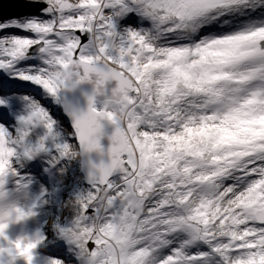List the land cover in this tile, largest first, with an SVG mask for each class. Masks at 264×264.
<instances>
[{
  "label": "snow or ice",
  "instance_id": "obj_1",
  "mask_svg": "<svg viewBox=\"0 0 264 264\" xmlns=\"http://www.w3.org/2000/svg\"><path fill=\"white\" fill-rule=\"evenodd\" d=\"M29 2L45 7L0 22V89L36 86L71 132L35 95L22 113L15 94L0 96V195L35 193L17 222L50 195L42 180L61 184L79 160L90 187H73L74 218L52 225L76 264H264V0ZM129 13L140 25L119 27ZM48 44L54 71L36 55ZM73 77L115 81L104 94L127 118L99 114L115 129L106 150L97 110L82 114L60 95ZM94 152L107 163H93ZM0 236V264H35L47 242L43 230L26 243Z\"/></svg>",
  "mask_w": 264,
  "mask_h": 264
},
{
  "label": "rangeland",
  "instance_id": "obj_2",
  "mask_svg": "<svg viewBox=\"0 0 264 264\" xmlns=\"http://www.w3.org/2000/svg\"><path fill=\"white\" fill-rule=\"evenodd\" d=\"M44 7L45 5L42 4ZM43 7V8H44ZM40 11L29 14L39 15ZM22 16L20 18H24ZM18 18V17H17ZM4 21V20H2ZM0 21V22H2ZM119 27H127L128 25L139 26V18L134 17L132 13H129L122 19L117 21ZM143 26H147V22H144ZM15 34L19 35H29L23 33L20 30H12ZM5 33H0V37L4 36ZM0 80H8V77L5 73L0 72ZM15 94L14 99L12 100V108L17 112H23L27 107L26 97L30 94L35 95L38 99L41 100V103L48 107L55 118L59 119L62 122V126L67 129L69 132L71 130L68 128L67 124L63 122L61 115L59 114V107L51 104V102L45 99L42 96V90L32 86L27 82H10L3 86L0 89V96L2 95H12ZM97 110L101 107L100 103L96 105ZM43 129L37 127L35 129V135H42ZM73 143L74 140L72 141ZM69 171L67 172L64 180L61 184L49 183L48 179H43L42 183L46 188H48L50 195L46 198H43L37 201V207L35 209L36 216L26 221L23 225H17L10 227V233L15 234L18 231H26L29 236L35 233L38 230H43L47 234V242L44 246L37 248L35 254V264H48L49 257H57L66 260V264H76L74 258L70 253L66 251V245L64 244L63 239L58 237L55 230L52 228L54 224L63 225L66 221H71L74 218V214L71 211V204H69L70 195L72 193L73 187L79 188L80 190L87 189L88 186H85L83 183V175L80 173V165L77 161H73L68 165ZM74 170V174L73 171ZM42 171V169H41ZM54 190H58L57 192ZM38 194V193H37ZM60 253L55 255V251Z\"/></svg>",
  "mask_w": 264,
  "mask_h": 264
},
{
  "label": "clouds",
  "instance_id": "obj_3",
  "mask_svg": "<svg viewBox=\"0 0 264 264\" xmlns=\"http://www.w3.org/2000/svg\"><path fill=\"white\" fill-rule=\"evenodd\" d=\"M34 2H44V0H34ZM73 5L77 3V0H71ZM75 10V9H74ZM94 35H98L95 34ZM153 35V42L156 43L157 45L163 43V40L165 39L164 35L162 34L161 31H158L157 29H153L152 31ZM58 39L61 42H66V35H61L58 37ZM102 40H97L96 43L102 44ZM121 40L119 37H117L111 44V48L115 53H119L120 47H121ZM57 47L55 44H48L43 47V49L38 50L36 55L42 60L48 61L51 67V70L54 71V64H55V57L58 55L57 52L54 51V49ZM78 78L73 77L70 78L68 87H76L77 85L81 83H90L92 84V90L90 93H82L83 98L86 102V108L84 110H81L82 114L88 115L90 108H96V104L99 102L101 107L99 110H97L96 113L93 114L94 118L98 117L96 119L97 124L99 127L102 129L104 135L102 138L107 137V139L110 138L112 133L115 131L112 122L107 119L106 116L99 115L101 113H106V112H112L115 115H118L121 118L126 119V112L123 110L124 106L118 102V97L113 96V95H105L104 94V89L105 85H100L97 87V85L94 82H81V83H75V81ZM97 97H102L101 100H97ZM108 127H112V131L109 134L106 129ZM98 157L101 159L99 160L98 163H95L97 165L101 163H105L104 160L102 159L106 153L102 152H95ZM35 195V193H30L29 197L26 198L22 194L18 195H0V224L4 225L2 229H0V232L3 233V235L7 236L10 240L13 242L19 241L20 243H26L29 237V234L26 231H18L14 235L10 233V227L12 226H17V225H23L24 223L17 222L16 216H17V209H27L31 203L32 197ZM71 211L73 214H75L76 207H75V202H71ZM3 237L0 236V239ZM5 243H7L5 241Z\"/></svg>",
  "mask_w": 264,
  "mask_h": 264
},
{
  "label": "water",
  "instance_id": "obj_4",
  "mask_svg": "<svg viewBox=\"0 0 264 264\" xmlns=\"http://www.w3.org/2000/svg\"><path fill=\"white\" fill-rule=\"evenodd\" d=\"M43 7L44 6L42 5V3L33 4L30 3L29 0H0V21L6 20L11 17L20 18L28 14H34ZM112 87H115V81L106 84L105 90L108 91ZM91 90H92V84L81 83L74 88L66 86L62 90L60 95L63 97V101L67 105L78 107L80 110H84L86 108V102L83 98L82 93H90ZM101 99L102 97H97L98 101ZM61 114L65 119L67 125L69 124L70 126V122L68 118L62 113V110H61ZM70 130H71V126H70ZM106 131L110 134L112 131V127H108ZM108 143L109 141L107 137L101 139V145L105 150L108 147ZM90 158L93 163H98L99 160L101 159L100 157H98V155L95 152L91 154ZM102 159L104 160L105 163H107L108 160L107 155H105ZM79 165H80L81 174L83 175L84 183L85 185L89 186L88 178H87V169L86 167L81 165L80 161H79Z\"/></svg>",
  "mask_w": 264,
  "mask_h": 264
},
{
  "label": "bare ground",
  "instance_id": "obj_5",
  "mask_svg": "<svg viewBox=\"0 0 264 264\" xmlns=\"http://www.w3.org/2000/svg\"><path fill=\"white\" fill-rule=\"evenodd\" d=\"M67 126H68V128L70 129V126H69V124H68Z\"/></svg>",
  "mask_w": 264,
  "mask_h": 264
}]
</instances>
